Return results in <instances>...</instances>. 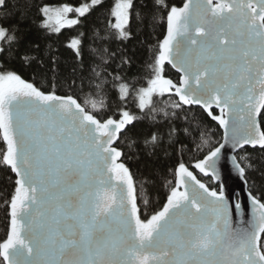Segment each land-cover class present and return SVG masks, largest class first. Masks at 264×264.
<instances>
[{"label": "snow or ice", "instance_id": "1", "mask_svg": "<svg viewBox=\"0 0 264 264\" xmlns=\"http://www.w3.org/2000/svg\"><path fill=\"white\" fill-rule=\"evenodd\" d=\"M103 3H45L38 6L40 26L59 34L83 25L81 18ZM145 7L113 0L112 31L94 30V40L127 41L132 21L143 23ZM8 8L9 0H0L5 15ZM151 19L166 30L149 76L129 83L108 73L119 118L106 115L111 106L104 97L90 94L81 103L59 94L55 56L41 74L45 87L35 82L36 73L26 79L0 63V167L15 177L5 199L10 223L0 264H264V196L248 188L256 167L248 148L264 153V0H184L182 6L153 0ZM18 32L19 24H0L8 51L20 44ZM85 36L80 31L67 44L78 58ZM32 47L38 52L39 45ZM114 55L99 58L107 64ZM20 59L44 67L39 55ZM102 64L92 69L99 92L110 83ZM166 65L177 80L165 75ZM130 97L138 113L122 106ZM193 106L223 130L222 142L213 143L210 129L190 116ZM141 122L150 129L142 138ZM141 142L150 154L165 143L176 153L171 178H164L166 198L150 211L155 181H138L124 162L131 158L124 149L135 151ZM197 150L202 154L192 158ZM226 173L244 189H230Z\"/></svg>", "mask_w": 264, "mask_h": 264}, {"label": "trees", "instance_id": "2", "mask_svg": "<svg viewBox=\"0 0 264 264\" xmlns=\"http://www.w3.org/2000/svg\"><path fill=\"white\" fill-rule=\"evenodd\" d=\"M87 2L89 0H9V8L7 11L11 15H5L6 10L0 9V24H3L5 27L19 24L20 32L17 35L21 36L22 39L20 44L18 46L14 45L10 51H8V42L6 40L0 42V46L6 49L5 54H0V63H3L7 68L14 69L26 79H32L33 74L36 73L37 78L35 82L38 86L45 87L41 74L51 67L50 61L55 56L58 70L59 94L76 95L79 97L81 103L89 98L90 94L91 98L97 100L104 97L111 106L106 115H113L114 118H119L117 105L120 102L116 90L112 88V76L108 75V73L115 75L119 72L124 81L129 83L140 81L143 83L144 79L151 72L148 65L152 62V58L157 52L158 41L163 38L166 26L152 21L153 0H137L138 4L147 6L143 8V12L146 15L143 23L137 24L135 20L132 21V35L127 41H120L115 38L101 41L94 40L93 38L94 30H100L101 35L105 31H112L108 28V22L109 20H112V22L114 20L110 16V8L113 0H104L102 7H96L88 14L87 18H81L83 25L62 29L59 34L40 26L41 16L38 14V6L45 3L54 6L68 3L75 7ZM166 2L176 6H182L184 0H166ZM21 21L23 22L21 23ZM80 31L85 32L86 36L83 39L82 56L78 58L67 44L69 39L77 36ZM33 45H39L38 52L33 49ZM103 48H107L108 53L100 51ZM93 49H97L98 51L94 53L92 51ZM25 53L39 55L44 61V67L40 68L35 63L31 67L25 66L20 59ZM112 53L115 55L110 57L109 63L102 64L99 57L104 55L108 59L109 54ZM124 59L130 62L118 68L117 65H120ZM101 64L102 67L107 69V73H102V75L110 81L109 84L105 85L104 92H99L95 88V83L98 80L92 71L95 65ZM97 71H100V69L97 68ZM165 75L173 80H177L179 74L170 65H166ZM48 79H51L50 72L48 73ZM72 80L76 81V86L69 87ZM81 81L83 82V91L79 87ZM139 86L140 84L136 85V87ZM122 106L134 113L139 112L135 107V102L132 97ZM216 111L218 112V110ZM190 116H194L196 120L203 123L206 129H210L209 134L211 135L213 143L222 142L223 130L202 109L193 106V111L190 113ZM148 131L150 129L147 122H141L136 125V132L141 138ZM185 143L189 142L185 140ZM189 146L194 147L191 144ZM124 150L131 157L124 162L133 172L137 180L139 181L147 177L155 181L154 186H149L152 201L149 211L159 207L164 202L168 191V188L164 186V178H171L168 170L176 162L174 149L168 147L165 143L161 148L150 154L141 142L135 151H129L127 148ZM248 151L252 153V163L256 166L254 170L249 172L250 181H255V184L253 185L250 182L248 188L259 198L260 196H264V153L254 151L251 148H248ZM201 154L197 150L189 155L192 158H196ZM14 178V174L11 173L10 169L0 167V241L6 239L9 230L10 219L5 199L13 191ZM203 179L204 182L211 183L208 178L205 177Z\"/></svg>", "mask_w": 264, "mask_h": 264}, {"label": "water", "instance_id": "3", "mask_svg": "<svg viewBox=\"0 0 264 264\" xmlns=\"http://www.w3.org/2000/svg\"><path fill=\"white\" fill-rule=\"evenodd\" d=\"M231 154L232 153L229 152V155H231ZM223 178L226 179L227 185L230 189H233L237 192H240L244 189L243 182L234 173H226V174H224ZM243 199H245L246 203H250L247 201L246 196L243 197Z\"/></svg>", "mask_w": 264, "mask_h": 264}, {"label": "rangeland", "instance_id": "4", "mask_svg": "<svg viewBox=\"0 0 264 264\" xmlns=\"http://www.w3.org/2000/svg\"><path fill=\"white\" fill-rule=\"evenodd\" d=\"M72 16H74L75 14L73 13V14H71ZM114 19V18H113ZM113 23H114V20H113Z\"/></svg>", "mask_w": 264, "mask_h": 264}]
</instances>
